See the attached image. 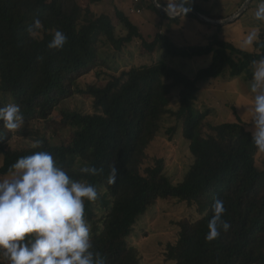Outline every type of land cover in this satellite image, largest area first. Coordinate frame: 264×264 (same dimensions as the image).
I'll use <instances>...</instances> for the list:
<instances>
[{
  "label": "trees",
  "instance_id": "1",
  "mask_svg": "<svg viewBox=\"0 0 264 264\" xmlns=\"http://www.w3.org/2000/svg\"><path fill=\"white\" fill-rule=\"evenodd\" d=\"M103 1L107 0H88L90 4ZM245 1L241 0V7ZM159 2L165 7L163 0ZM254 2L257 0L251 4ZM137 8L151 9L171 24H178L184 17L195 19L215 31L205 45L182 46L162 30L151 40L145 38L131 16L119 8L114 15L103 13L83 22L81 8L69 5L68 0H0V92L5 95L0 98V106L19 105L22 126L50 123L62 103L76 95L88 96L94 108L93 113H60L59 122L73 129L66 144L55 145L50 139L38 137L35 141L40 143L35 146L12 148L9 144L16 136L30 139L34 132L26 128L9 132L0 122V175H8L18 158L47 151L73 179L94 185L98 198L85 203V219L92 227L93 249L105 264H140L129 238L148 209L160 199L169 198L195 206L201 213L196 220L177 222V238L165 251L169 263L264 264V159L257 161L260 150L241 121L207 124L208 115L195 105L199 81L226 73L231 79L246 74L251 80L252 61L264 55V47L243 50L222 38V25L200 21L192 12L170 18L154 0H140ZM190 8L212 20L227 18L211 13L198 0H191ZM37 18L43 28L33 37L28 29ZM55 30L67 36L61 50L47 47ZM259 31L264 42V30ZM135 42L147 52L163 50L174 58L211 56V63L192 78L161 60L132 66L120 74L97 71L105 65L101 47L120 52ZM94 71L100 81L81 88L79 81ZM178 88L179 106L173 109L172 94ZM165 118L181 124L193 158L178 183L165 174L162 159H157L154 166L143 167L147 149ZM176 131L177 126L171 127L170 137ZM83 166L102 171L81 174ZM113 167L115 175L110 182ZM217 199L224 201L223 218L230 228L208 241L207 225Z\"/></svg>",
  "mask_w": 264,
  "mask_h": 264
},
{
  "label": "rangeland",
  "instance_id": "2",
  "mask_svg": "<svg viewBox=\"0 0 264 264\" xmlns=\"http://www.w3.org/2000/svg\"><path fill=\"white\" fill-rule=\"evenodd\" d=\"M198 1L203 8L211 13L227 17L224 20L238 14L242 8L240 5L241 0ZM139 2L140 0H107L98 4H90L88 0H68L69 5L76 6L77 9L81 8V20L83 22L103 13L114 15L115 9L119 8L131 16V20L139 26L143 36L149 40L156 32L162 30L163 33H169L174 42L179 45H205L215 31V29H209L199 21L188 17L182 18L178 24H171L148 8L142 9L141 13H136ZM256 3L249 4L250 6L248 5L237 19L229 24L222 25L223 39L242 48L241 41L249 31L253 28L264 30V23L256 21L253 16ZM242 49L252 52L254 47ZM100 55L105 65L97 71H107L115 74H120L123 70H127L132 66L151 64L153 61L161 60L192 78L199 69L211 63V56L189 60L171 57L163 50L150 53L139 42L132 43L120 52L115 51L110 46H103ZM97 71L83 77L79 81V86L85 88L89 84L98 83L100 79L97 77ZM247 76L244 74L240 78L231 79L226 73L217 79L198 82L200 91L197 94L195 105L196 109L208 115L207 124L220 125L225 122L241 121L251 131L253 124L249 121L250 112L246 111V106L251 104L250 80ZM179 90L180 88L172 94L171 107L173 109L179 106ZM4 96L0 92V98H4ZM63 111L93 113V100L85 95H76L75 98L63 102L50 123L36 122L20 127L34 132L33 137L20 139V136H16L9 146L12 148L35 146V140L38 137L50 139L51 143L55 145L69 143L73 129L67 128L59 122L60 113ZM174 126H177V131L173 137H170L168 130ZM205 132L209 134L210 131L206 128ZM146 154L147 157L143 167L154 166L157 159L164 160V172L174 183L182 181L193 161L188 143L182 134L181 124H177L175 120L170 118L163 120L162 128L157 138L147 149ZM256 159L261 162L264 159V151H259ZM2 165L3 157L0 158V168ZM7 176L0 175V178H7ZM200 217L201 213L195 206L190 207L186 202H181L179 199H160L141 217L132 236L129 238L133 253L141 258L140 264H171L167 261L165 251L167 245L173 243L177 238V222L186 218L196 220Z\"/></svg>",
  "mask_w": 264,
  "mask_h": 264
},
{
  "label": "clouds",
  "instance_id": "3",
  "mask_svg": "<svg viewBox=\"0 0 264 264\" xmlns=\"http://www.w3.org/2000/svg\"><path fill=\"white\" fill-rule=\"evenodd\" d=\"M163 3L170 18L191 10V0ZM253 16L264 23V0H257ZM42 28L41 20L35 19L29 26V35L36 36ZM66 43L67 36L55 30L47 47L61 50ZM256 45L264 47V42L259 29L253 28L244 36L241 47ZM249 92L251 104L246 111L253 124L251 139L258 150L264 151V55L252 61ZM0 122L9 132L19 129L24 123L19 105L0 106ZM101 171L91 166L79 169L87 175ZM111 172L110 182L114 167ZM97 198L94 185L73 179L51 153L37 151L18 158L7 178H0V264H105V259L93 249L92 227L85 219V203ZM225 212L224 201L215 200L206 240L213 241L222 231L229 230L230 224L223 218Z\"/></svg>",
  "mask_w": 264,
  "mask_h": 264
},
{
  "label": "water",
  "instance_id": "4",
  "mask_svg": "<svg viewBox=\"0 0 264 264\" xmlns=\"http://www.w3.org/2000/svg\"><path fill=\"white\" fill-rule=\"evenodd\" d=\"M252 0H246L245 2H244V4H243V6H242V8L240 9V11H239V13L238 14H236V15H234V16H232V17H230V18H228V19H226V20H212V19H209V18H207L206 16H204V15H202V14H200L199 12H197L196 10H191V11H189V12H192V13H194L196 16H197V18L198 19H200L201 21H203V22H205V23H209V24H212V25H226V24H229L230 22H232L233 20H235V19H237L245 10H246V7L250 4V2H251ZM154 4L156 5V7H157V0H154ZM159 10H161V11H163L164 13H166L165 12V10H164V8L165 7H163V6H159V7H157ZM167 14V13H166ZM168 15V14H167ZM180 16H182V15H177L176 17H180Z\"/></svg>",
  "mask_w": 264,
  "mask_h": 264
},
{
  "label": "built area",
  "instance_id": "5",
  "mask_svg": "<svg viewBox=\"0 0 264 264\" xmlns=\"http://www.w3.org/2000/svg\"><path fill=\"white\" fill-rule=\"evenodd\" d=\"M133 12H135V11H133ZM142 12V9H140V8H137V11H136V13H141Z\"/></svg>",
  "mask_w": 264,
  "mask_h": 264
}]
</instances>
